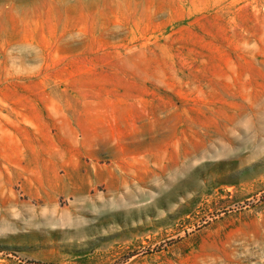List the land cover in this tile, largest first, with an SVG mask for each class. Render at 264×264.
<instances>
[{
  "label": "rangeland",
  "instance_id": "rangeland-1",
  "mask_svg": "<svg viewBox=\"0 0 264 264\" xmlns=\"http://www.w3.org/2000/svg\"><path fill=\"white\" fill-rule=\"evenodd\" d=\"M0 264H264V0H0Z\"/></svg>",
  "mask_w": 264,
  "mask_h": 264
}]
</instances>
